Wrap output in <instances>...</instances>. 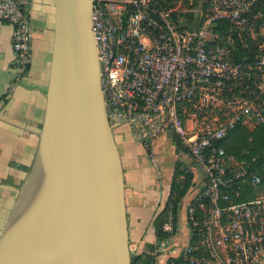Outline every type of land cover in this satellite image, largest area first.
Masks as SVG:
<instances>
[{
	"label": "built area",
	"instance_id": "built-area-1",
	"mask_svg": "<svg viewBox=\"0 0 264 264\" xmlns=\"http://www.w3.org/2000/svg\"><path fill=\"white\" fill-rule=\"evenodd\" d=\"M92 2L113 132L124 128L153 163L155 142L168 134L202 171L199 191L179 202L191 234L166 264H261L264 195L238 200L261 177L220 143L237 126H264V0H207L195 9L198 20L186 23L171 0ZM26 5L0 0V19L13 26L15 81L32 60ZM172 207L162 227L168 234L176 230Z\"/></svg>",
	"mask_w": 264,
	"mask_h": 264
},
{
	"label": "water",
	"instance_id": "water-1",
	"mask_svg": "<svg viewBox=\"0 0 264 264\" xmlns=\"http://www.w3.org/2000/svg\"><path fill=\"white\" fill-rule=\"evenodd\" d=\"M54 4L38 150L0 234V264H131L121 161L91 32L93 2Z\"/></svg>",
	"mask_w": 264,
	"mask_h": 264
},
{
	"label": "crops",
	"instance_id": "crops-1",
	"mask_svg": "<svg viewBox=\"0 0 264 264\" xmlns=\"http://www.w3.org/2000/svg\"><path fill=\"white\" fill-rule=\"evenodd\" d=\"M26 2L34 29L32 60L17 81L13 65V26L0 19V234L37 154L52 57L54 0ZM114 134L123 173L129 244L134 254L151 256L154 264H166L191 234L185 212L184 221L179 227L180 208L174 233L159 240L155 231V220L163 211V223L166 220L172 183L176 176V162L182 155L186 161L194 163L188 170L191 175L190 186L182 200H188L199 191L203 182L202 171L190 156L178 153L168 134L161 137L169 142L160 137L154 144L155 163L124 128ZM196 168L200 173H197Z\"/></svg>",
	"mask_w": 264,
	"mask_h": 264
},
{
	"label": "trees",
	"instance_id": "trees-1",
	"mask_svg": "<svg viewBox=\"0 0 264 264\" xmlns=\"http://www.w3.org/2000/svg\"><path fill=\"white\" fill-rule=\"evenodd\" d=\"M220 144L224 147L227 154L233 155L238 161H245L247 168L249 167L248 170L256 172L261 177V184L258 187L246 185L243 194L238 200L244 201L253 198L262 190L264 185V126H259L252 130L237 126ZM175 175L169 203L173 204L172 212L176 222L179 202L190 186L191 175L186 172L184 179L179 181L177 177L180 176V171L177 168ZM164 214L165 211L155 220V231L159 240L170 235L162 230ZM131 264H154V260L151 256L141 257L133 254L131 256Z\"/></svg>",
	"mask_w": 264,
	"mask_h": 264
},
{
	"label": "rangeland",
	"instance_id": "rangeland-1",
	"mask_svg": "<svg viewBox=\"0 0 264 264\" xmlns=\"http://www.w3.org/2000/svg\"><path fill=\"white\" fill-rule=\"evenodd\" d=\"M171 1H174L171 5L173 7H177V9H178L177 18L180 20L179 22L186 23L187 21L193 20L196 22V20H198V14H197L195 9L199 6H201L202 4H205L207 0H171ZM195 1L197 3L196 5H195ZM195 25H196V23H195ZM161 138H165V137H161ZM164 140L169 142L166 138ZM176 163H177V165H176L177 170L180 171V174H184V175L186 174V172H189L188 170H190L189 169L190 166L194 164L193 162L186 161V159H184V157H182V155H181V158L179 159V161ZM196 170L198 171L197 173H200V170L198 168H196ZM28 175H29V173H28ZM25 181L23 182V184L25 183ZM23 184L21 185V187L23 186ZM20 191H21V189H20ZM260 192L264 195V185L262 186V190ZM184 203H185V201L182 203V207H180V211L178 214L179 227L181 226L180 224L183 223V221H184ZM181 229L183 230L182 227H181ZM130 249H131V246H130ZM261 264H264V262H262Z\"/></svg>",
	"mask_w": 264,
	"mask_h": 264
},
{
	"label": "bare ground",
	"instance_id": "bare-ground-1",
	"mask_svg": "<svg viewBox=\"0 0 264 264\" xmlns=\"http://www.w3.org/2000/svg\"><path fill=\"white\" fill-rule=\"evenodd\" d=\"M246 163V162H245ZM249 168V167H248Z\"/></svg>",
	"mask_w": 264,
	"mask_h": 264
}]
</instances>
